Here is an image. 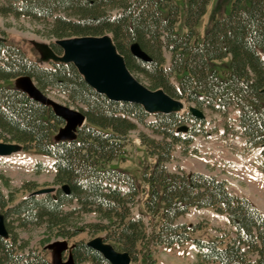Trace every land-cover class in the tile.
Wrapping results in <instances>:
<instances>
[{
    "label": "trees",
    "instance_id": "16d2710c",
    "mask_svg": "<svg viewBox=\"0 0 264 264\" xmlns=\"http://www.w3.org/2000/svg\"><path fill=\"white\" fill-rule=\"evenodd\" d=\"M210 0H187L185 33L175 30L179 9L173 0H4L1 14L42 22L55 39L109 33L127 68L162 88L170 96L209 109L222 117L237 110L234 133L245 148L264 144V0H233L228 13L212 17L202 37L197 25ZM136 42L149 60L130 51ZM56 53L60 48L50 43ZM169 53V59L165 58ZM227 58L223 75L215 61ZM27 76L45 92L54 89L67 97L86 121L69 140L49 141V132L64 117L22 89L0 86V141L18 142L53 158L55 194L35 195L39 184L22 181L18 188L0 172V212L8 232L0 236V264H50L46 255L19 236V229L43 228L48 235L71 238L87 229L104 236L133 264H156L153 247L190 244L195 264H264V215L245 196L231 193L226 181L199 171H169L175 146L187 151L197 135L207 133L205 118L181 112L156 113L151 120L141 105L115 102L89 86L71 63L39 65L17 45L0 39V80ZM142 126L139 139L152 165L142 172L148 186L143 210L156 220L146 231L142 215H133L140 188L126 171L108 164L123 154L128 134ZM227 129V126H225ZM264 156V147L261 150ZM36 173L44 171L41 162ZM264 169V166H263ZM67 184L69 192L62 191ZM28 193L15 201L16 192ZM226 214L228 230L202 238L199 224L178 221L190 207ZM96 221L78 224L85 214ZM73 264H110L86 241L70 248ZM255 255L252 259L251 256Z\"/></svg>",
    "mask_w": 264,
    "mask_h": 264
},
{
    "label": "rangeland",
    "instance_id": "374dc122",
    "mask_svg": "<svg viewBox=\"0 0 264 264\" xmlns=\"http://www.w3.org/2000/svg\"><path fill=\"white\" fill-rule=\"evenodd\" d=\"M173 1H175L179 9V17L175 24V30L183 33L186 30L183 25V19L186 12L187 0ZM232 1H209L206 7V13L200 19L196 28L198 32L197 38L203 36L213 16L220 17L228 13ZM3 2L4 0H0V5ZM45 28L46 26L42 22H37L23 16L14 17L11 14L0 13V37L5 38L8 43L20 46L27 56L32 59L41 58V51H45L40 50L37 47L38 45L43 44L49 46V43H53L56 40L46 35ZM164 54L168 60L169 53L165 52ZM227 66L228 60L220 59L215 61L214 67L218 71V74L222 76ZM132 74L148 86L147 81L141 75L137 73ZM31 85L33 84L31 83ZM0 86L28 91L29 78L19 76L2 79L0 80ZM45 93L47 101L53 106L54 110L62 113L68 119L65 124L58 125L49 132V141L55 142L62 139H69V133H71L73 126L70 124L72 121L68 117V114L71 111H79L75 107L68 105L65 94L54 89H49ZM202 112L205 114L207 133L202 136H196L192 143V149L190 150L187 149V151H184L181 145H176L173 151L174 159L167 163L168 169L174 171L177 167H180L186 172L198 170L223 178L227 181V188L231 192L245 195L264 213V173L260 169L259 162L262 159L259 156V148H254L249 151L246 150L243 137L239 133L232 131L233 128L237 127V111L232 110L225 118L211 112L207 108L203 109ZM151 119L152 116H149L148 120ZM225 126H227V129ZM139 130L148 132L142 126L139 129L132 130L128 134V138L123 147V154L111 161L109 166L128 172L140 187L143 184V170L146 166L152 165L154 160L145 152V148L141 145ZM65 134L68 135L66 136ZM37 154L38 152L35 150H27L20 151L8 159H0V172L9 179L11 187L18 188L20 182L25 180L37 182L39 188L56 186L53 183L54 173L50 167L40 173L34 172L32 164L38 158ZM1 188L5 193H8V190L3 186ZM22 195V191L16 192L15 201L21 198ZM146 195V190L142 188L138 197L139 205H136L132 212L135 215L141 211V203ZM96 220V216L89 213L83 215L79 219L78 224ZM144 220L147 232L157 228L156 220L154 218L151 219L150 215H146ZM178 221L199 224L201 227L197 229L195 234L203 238L212 237L218 233L217 230H226L228 228L224 215L214 213L210 209L192 208L189 212L179 217ZM18 232L21 238L29 241L31 247H36L46 254L50 264H71L68 249L74 240L82 239L87 241L97 235H104V232L91 234L85 229L74 237L63 239L60 235H48L41 227H35L29 230L19 229ZM152 250L157 259L156 264H195L196 261V252L189 245L173 246L171 248L156 246Z\"/></svg>",
    "mask_w": 264,
    "mask_h": 264
},
{
    "label": "water",
    "instance_id": "95a60500",
    "mask_svg": "<svg viewBox=\"0 0 264 264\" xmlns=\"http://www.w3.org/2000/svg\"><path fill=\"white\" fill-rule=\"evenodd\" d=\"M55 44L62 50L61 55L54 53L47 45L37 46L40 50H45L41 51V61L72 63L89 86L111 101L139 104L149 114H168L178 112L184 107L181 100L170 96L162 88L152 89L140 82L127 68L124 57L117 51L109 34L60 38L55 40ZM130 51L142 60H149L136 42L131 43ZM37 92V89H34V93ZM40 97L44 98L42 94ZM189 111L196 118L204 116L193 105L189 106ZM68 117L72 121L70 123L72 126L80 125L85 118L83 114L72 111ZM19 148L16 143L0 142V156L9 155ZM52 190L51 187L42 188L34 193H48ZM62 190L66 194L69 192L66 184L62 186ZM6 235L4 216L0 213V236ZM87 245L100 252L111 264L130 262L127 252L116 251L111 244L104 241L102 236L90 239Z\"/></svg>",
    "mask_w": 264,
    "mask_h": 264
}]
</instances>
